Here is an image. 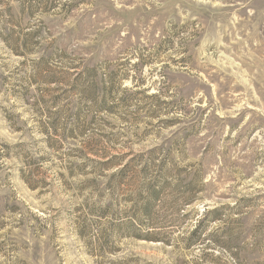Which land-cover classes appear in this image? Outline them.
<instances>
[{
  "label": "rangeland",
  "instance_id": "rangeland-1",
  "mask_svg": "<svg viewBox=\"0 0 264 264\" xmlns=\"http://www.w3.org/2000/svg\"><path fill=\"white\" fill-rule=\"evenodd\" d=\"M0 264H264V0H0Z\"/></svg>",
  "mask_w": 264,
  "mask_h": 264
}]
</instances>
